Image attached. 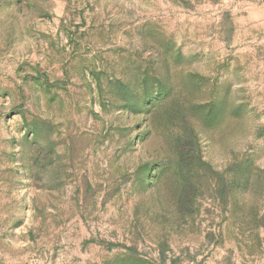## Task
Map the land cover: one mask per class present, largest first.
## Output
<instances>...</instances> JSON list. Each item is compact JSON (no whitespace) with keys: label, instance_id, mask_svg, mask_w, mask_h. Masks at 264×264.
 I'll use <instances>...</instances> for the list:
<instances>
[{"label":"rangeland","instance_id":"obj_1","mask_svg":"<svg viewBox=\"0 0 264 264\" xmlns=\"http://www.w3.org/2000/svg\"><path fill=\"white\" fill-rule=\"evenodd\" d=\"M0 264H264V0H0Z\"/></svg>","mask_w":264,"mask_h":264}]
</instances>
